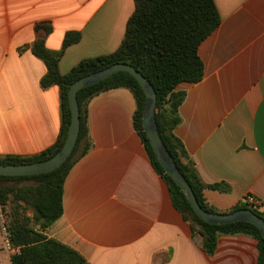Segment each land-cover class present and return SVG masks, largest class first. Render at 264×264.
<instances>
[{
	"label": "crops",
	"instance_id": "1",
	"mask_svg": "<svg viewBox=\"0 0 264 264\" xmlns=\"http://www.w3.org/2000/svg\"><path fill=\"white\" fill-rule=\"evenodd\" d=\"M213 1L221 23L198 49L203 79L176 88L185 99L174 133L201 181L228 187L206 190L209 206L228 213L252 195L264 212V0ZM134 9L133 0H0V159L36 157L60 135L61 91L41 85L48 69L32 51L37 39L62 53L66 75L114 53ZM69 33L81 38L64 49ZM135 111L124 88L87 103L91 149L70 170L62 216L44 235L88 264H258L253 237L221 236L214 254L203 250L148 157ZM11 256L0 240V264H12Z\"/></svg>",
	"mask_w": 264,
	"mask_h": 264
},
{
	"label": "trees",
	"instance_id": "2",
	"mask_svg": "<svg viewBox=\"0 0 264 264\" xmlns=\"http://www.w3.org/2000/svg\"><path fill=\"white\" fill-rule=\"evenodd\" d=\"M135 9L130 17L123 42L112 54L81 61L72 70L61 75L58 63L62 53L49 51L44 37H39L33 53L44 61L48 72L41 81L43 88L57 85L61 91L62 126L57 142L42 154L33 158L7 156L0 159L3 165H22L46 161L63 147L71 123L68 102L70 87L79 79L103 70L113 64L133 66L152 84L157 102L155 117L160 137L172 156L177 168L189 182L200 206L207 212L219 213L204 198L206 190L228 191V187L204 184L193 162L188 158L182 142L174 131L181 123L179 107L185 93L177 92L180 83H198L204 77V64L198 54L201 43L221 23L213 0H133ZM42 26H39L40 29ZM46 32L50 28H44ZM80 34L66 35L64 49L79 42ZM128 89L134 95L136 111L134 127L156 171L168 185L174 207L190 225L192 232L202 236L203 250L215 253L218 240L225 235H244L258 241L260 257L264 264V238L258 228L247 222L216 226L205 223L194 213L185 194L175 184L158 162L149 138L144 131L143 110L145 94L137 80L127 72L81 89L77 99L80 107V133L73 153L57 170L34 176H0V203L9 208L11 240L19 252L11 257L12 264H88L78 251L54 239L44 232L63 213V191L66 178L74 164L91 149L86 122L87 103L96 95L112 89ZM250 209L264 220V212L248 204H239L228 213Z\"/></svg>",
	"mask_w": 264,
	"mask_h": 264
},
{
	"label": "water",
	"instance_id": "3",
	"mask_svg": "<svg viewBox=\"0 0 264 264\" xmlns=\"http://www.w3.org/2000/svg\"><path fill=\"white\" fill-rule=\"evenodd\" d=\"M119 72H127L132 75L145 94V106L143 110V126L146 132L155 157L165 170V172L172 178L175 184L185 194L190 203L194 213L197 217L205 223L222 226L229 225L236 222H247L254 225L260 231L264 238V220L256 215L250 209H241L231 213H211L205 211L199 204L189 182L177 168L172 156L164 145L157 126L155 117V108L157 96L154 87L144 75L136 68L129 64L117 63L113 64L103 70L87 75L76 81L69 89L68 102L71 110V123L67 139L62 149L52 158L30 164L22 165H3L0 164V176L8 177H22L34 176L51 173L60 168L71 156L76 146L78 136L80 133V107L78 104V92L86 87L92 86L102 82Z\"/></svg>",
	"mask_w": 264,
	"mask_h": 264
},
{
	"label": "built area",
	"instance_id": "4",
	"mask_svg": "<svg viewBox=\"0 0 264 264\" xmlns=\"http://www.w3.org/2000/svg\"><path fill=\"white\" fill-rule=\"evenodd\" d=\"M245 202L253 207L259 204L258 200L252 195L247 196ZM9 227V208L0 203V240L5 252L13 256L19 252V248H16L12 243Z\"/></svg>",
	"mask_w": 264,
	"mask_h": 264
}]
</instances>
